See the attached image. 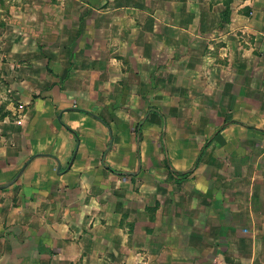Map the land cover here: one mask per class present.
Masks as SVG:
<instances>
[{
	"label": "crops",
	"instance_id": "obj_1",
	"mask_svg": "<svg viewBox=\"0 0 264 264\" xmlns=\"http://www.w3.org/2000/svg\"><path fill=\"white\" fill-rule=\"evenodd\" d=\"M56 2L0 25L60 35L0 53V264H264V0Z\"/></svg>",
	"mask_w": 264,
	"mask_h": 264
},
{
	"label": "rangeland",
	"instance_id": "obj_2",
	"mask_svg": "<svg viewBox=\"0 0 264 264\" xmlns=\"http://www.w3.org/2000/svg\"><path fill=\"white\" fill-rule=\"evenodd\" d=\"M23 1L24 0H0V25L15 24V25L21 26V24H20L21 20H19L17 18V16H13L12 14H9L8 6L10 4L17 6ZM38 1L39 2L47 1V2L53 3V4L57 3L56 0H38ZM20 7H21V4H20ZM40 9H43V8H40ZM45 10H49V8L46 7ZM36 17H37V20H36L37 25L43 24L44 22L48 23V21L53 25V24H56L58 19H59V15L51 14V13H45V12L41 13L40 15L38 14ZM25 33L28 34L29 36L35 37L37 41L44 40L46 42L44 45H41V46L37 45L35 48V51H32L34 46L29 47L30 54L34 53L36 55L37 59L39 58V56L41 54L42 55L47 54L46 52L53 53V54L58 53L59 47L56 46L55 44H53V45L50 44V40H53L54 38L60 36V35H58V32L56 30H53V29H51V30H49V29H46V30L37 29V30H29V31H25V30L14 31L13 29H11L9 31L2 30L0 32V42H1V40H3L4 43L3 42L0 43V53H3L2 48L4 47V44L6 45L5 39H7L10 36H15L12 34H16L17 38H21L23 36V34H25ZM61 36L63 37V32H62ZM21 44L23 46L20 47L19 52H21L23 54L27 53V49H28L27 43L25 41H21ZM9 50L16 52V47H12V49H10V47L6 45L4 47V51L9 52ZM41 58L43 59V56H41ZM45 62H46L45 68L49 69L47 66V64H48L47 58L43 59V61L41 63L38 61V65L40 64L43 67ZM39 68L40 67L37 66V70ZM7 80L9 81V79H7Z\"/></svg>",
	"mask_w": 264,
	"mask_h": 264
},
{
	"label": "built area",
	"instance_id": "obj_3",
	"mask_svg": "<svg viewBox=\"0 0 264 264\" xmlns=\"http://www.w3.org/2000/svg\"><path fill=\"white\" fill-rule=\"evenodd\" d=\"M263 87H264V78H263Z\"/></svg>",
	"mask_w": 264,
	"mask_h": 264
}]
</instances>
